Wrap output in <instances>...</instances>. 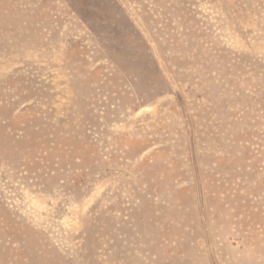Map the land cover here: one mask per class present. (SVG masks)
I'll list each match as a JSON object with an SVG mask.
<instances>
[{
  "label": "rangeland",
  "instance_id": "1",
  "mask_svg": "<svg viewBox=\"0 0 264 264\" xmlns=\"http://www.w3.org/2000/svg\"><path fill=\"white\" fill-rule=\"evenodd\" d=\"M0 264H264V0H0Z\"/></svg>",
  "mask_w": 264,
  "mask_h": 264
}]
</instances>
